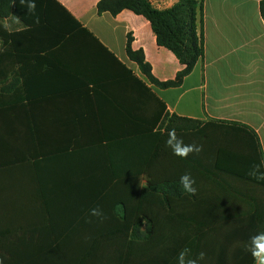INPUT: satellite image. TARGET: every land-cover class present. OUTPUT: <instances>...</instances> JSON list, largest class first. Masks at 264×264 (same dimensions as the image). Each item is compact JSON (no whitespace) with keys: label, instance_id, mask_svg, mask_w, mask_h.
Returning a JSON list of instances; mask_svg holds the SVG:
<instances>
[{"label":"crops","instance_id":"1","mask_svg":"<svg viewBox=\"0 0 264 264\" xmlns=\"http://www.w3.org/2000/svg\"><path fill=\"white\" fill-rule=\"evenodd\" d=\"M57 1L83 30L73 27L71 36L57 40L44 26L27 28L12 16L3 22L10 33H24L17 44L21 63L0 62L3 264H42L54 245L69 241L64 238H71V231L62 229L70 227L65 213L76 185L114 178L102 168L112 158L109 148L119 156L123 153L116 150L123 145L118 144L125 139L133 142L140 133L157 129V103L146 89L170 115L214 122L224 132L234 123L249 127L259 137L264 161V0H196L202 4L197 26L204 58L179 87L170 89L146 82L126 53L131 36L132 49L144 52L160 82L174 80L184 68L158 46L143 16L129 10L99 15L102 0ZM179 1L154 0L152 5L166 10ZM40 47L44 52H36ZM228 138L222 134L191 142L221 147L233 140ZM114 174L123 178L121 171ZM217 176L222 184L236 180Z\"/></svg>","mask_w":264,"mask_h":264},{"label":"trees","instance_id":"2","mask_svg":"<svg viewBox=\"0 0 264 264\" xmlns=\"http://www.w3.org/2000/svg\"><path fill=\"white\" fill-rule=\"evenodd\" d=\"M151 1L102 0L97 11L99 15L109 12L116 16L129 10L143 16L158 46L172 52L184 68L174 80L160 82L153 76L144 52L132 49L131 36L126 53L146 82L161 89L176 88L204 58V40L197 26L202 4L180 0L170 9L158 10ZM32 3L35 9L29 8ZM261 13L264 18V2ZM11 16L27 28L44 26L58 35L57 40L71 36L73 27L83 30L57 0H0L1 63L13 61L18 65L22 61L17 44L24 33H10L3 24ZM43 50L40 47L36 52ZM3 70L0 67V72ZM146 91L157 103V129L140 133L133 142L125 139L118 144L123 145L116 150L123 153L119 156L109 148L112 158L102 168L114 178L76 185L69 201L71 209L65 213L70 227L62 229L71 231L72 237L54 245L51 257L42 264H176L178 253L185 247L192 249L193 256L200 251L207 254L200 264H254L246 245L251 236L264 231V180L248 174L254 164L262 162L258 135L236 123L225 126L224 132V126L214 122L170 115L165 113L164 103ZM173 129L185 144H194L191 141L196 139L213 140L222 134L233 140L221 147L210 143L199 154L181 159L165 146ZM117 171L123 178L114 174ZM185 172L198 176H193L198 190L195 196L184 192L179 184ZM227 174L236 180L222 184L216 179ZM233 182L238 186L232 188ZM97 206L106 218L89 215Z\"/></svg>","mask_w":264,"mask_h":264},{"label":"clouds","instance_id":"3","mask_svg":"<svg viewBox=\"0 0 264 264\" xmlns=\"http://www.w3.org/2000/svg\"><path fill=\"white\" fill-rule=\"evenodd\" d=\"M35 3L29 4L30 9H35ZM165 146L172 150V154L180 157L181 159H187L191 154H199L203 150L202 145L197 144H185L183 139L176 135L175 130L168 132V139L165 141ZM264 161L260 164H254L248 173L251 177L257 180H264ZM179 184L184 192H187L193 196L197 194V188L195 178L191 172H185L180 176ZM146 185H144L145 187ZM89 215L92 217L106 218L103 210L97 206L90 209ZM90 222V221H89ZM247 251L250 252L254 264H264V231H260L251 236L249 243L246 245ZM206 253L200 251L193 256L192 249L185 247L178 253L176 257V264H200L201 261L206 259ZM4 257L0 256V264H3Z\"/></svg>","mask_w":264,"mask_h":264},{"label":"built area","instance_id":"4","mask_svg":"<svg viewBox=\"0 0 264 264\" xmlns=\"http://www.w3.org/2000/svg\"><path fill=\"white\" fill-rule=\"evenodd\" d=\"M152 1H154V0H152ZM152 1H151V3H152ZM157 2V4H161V2H162V0H156Z\"/></svg>","mask_w":264,"mask_h":264}]
</instances>
